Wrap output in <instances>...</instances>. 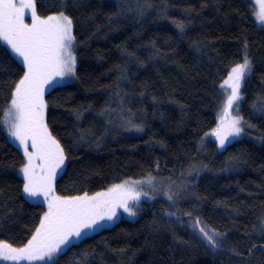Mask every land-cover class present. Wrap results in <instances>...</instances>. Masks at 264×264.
Masks as SVG:
<instances>
[{"label": "trees", "instance_id": "trees-1", "mask_svg": "<svg viewBox=\"0 0 264 264\" xmlns=\"http://www.w3.org/2000/svg\"><path fill=\"white\" fill-rule=\"evenodd\" d=\"M35 3L40 17L69 16L75 37V80L45 93L47 127L66 159L55 192L91 196L150 176L174 184L171 200L141 199L135 219L82 234L55 264H264V26L252 2ZM245 54L237 105L246 135L220 150L221 84ZM24 72L0 40V109ZM24 163L0 125V241L13 247L47 211L23 192Z\"/></svg>", "mask_w": 264, "mask_h": 264}, {"label": "snow or ice", "instance_id": "snow-or-ice-1", "mask_svg": "<svg viewBox=\"0 0 264 264\" xmlns=\"http://www.w3.org/2000/svg\"><path fill=\"white\" fill-rule=\"evenodd\" d=\"M255 3L258 11L254 15L264 25V0H255ZM26 14L30 15V24L25 23ZM0 40L20 58L26 69L15 84L9 106L0 109V125L6 126L27 158L20 170L25 179L23 192L29 197H43L47 202V211L39 227L23 247L0 241V261L12 264L53 261L73 237L80 238L85 229H94L101 221L113 220L117 209L122 208L130 216H135L130 202H138L142 194L147 195L135 187L145 181L125 180L93 196L86 193L76 197L57 195L54 181L65 156L45 122L44 92L57 78L75 72L72 20L63 12L41 18L37 15L35 0H0ZM249 68L245 54L244 62L233 67L221 85L230 92L222 105L220 124L212 133L219 140L220 147L229 137H237L243 131L240 126L242 118L233 116L232 111L233 105L241 99L240 84ZM147 182L151 183V179ZM168 199H172L171 195ZM199 232L215 246L212 235L203 228Z\"/></svg>", "mask_w": 264, "mask_h": 264}, {"label": "rangeland", "instance_id": "rangeland-1", "mask_svg": "<svg viewBox=\"0 0 264 264\" xmlns=\"http://www.w3.org/2000/svg\"><path fill=\"white\" fill-rule=\"evenodd\" d=\"M251 2H252V4H253V9H254V12L255 11H258V5L255 3V0H250ZM59 13H57V14H52V15H58ZM66 15V14H65ZM67 16V15H66ZM255 16V15H254ZM69 17V16H68ZM41 18H46V17H41ZM70 18V17H69ZM72 20V19H71ZM255 20H256V22H257V24L258 25H260V26H264V25H262V24H260L258 21H257V19H256V17H255ZM25 23H28V24H30L31 23V18H30V15H28V14H26L25 15ZM73 23V22H72ZM73 35H74V33H73ZM4 43V42H3ZM5 44V43H4ZM8 47V46H7ZM9 48V47H8ZM10 49V48H9ZM11 51V50H10ZM73 54L75 55V53H74V50H73ZM14 55V54H13ZM15 56V55H14ZM16 57V56H15ZM76 57V56H75ZM20 62H21V60H20V58H18V57H16ZM22 63V62H21ZM76 67H77V61H76V64H75V72H74V74L73 75H71V76H65L64 78H57V80L56 81H54L53 82V84L52 85H49V86H47L46 88H45V92H44V101H45V93H47L49 90H51L54 86H57V85H61V84H65V83H69V82H72V81H74L75 80V77H76ZM234 67H236V66H234ZM26 70V69H25ZM248 70H246L245 71V75H246V72H247ZM245 75H244V77H243V79H242V81H241V84H240V97H241V99H242V97H243V93H242V88H243V81H244V78H245ZM227 79V78H226ZM224 82V81H223ZM223 84V83H222ZM221 84V85H222ZM221 89L226 93V94H228L226 91H228V92H230V89H227V88H222L221 87ZM240 99V100H241ZM239 100V101H240ZM239 101H237L234 105H233V111H232V115L233 116H236V115H238L239 117H241L242 119H241V127H242V129H243V131L241 132V134L239 135V136H237V137H229L228 138V140L225 142V145L223 146V147H220V144H219V140L216 138V141H217V144H218V148L220 149V150H222V149H224L229 143H231V142H233L234 140H236V139H239V138H241V137H243V136H245L246 135V132H245V127H244V119H243V116H242V114H241V112L238 110V112L236 111V109H237V104L239 103ZM46 103V102H45ZM46 110H47V107H46V109H45V122H46ZM47 124V123H46ZM2 127H3V129L5 130V132H6V134H7V136H8V138L10 139V141L15 145V146H17L19 149H20V151L22 152V154H23V149L19 146V143H18V141H15V139L13 138V137H11L10 136V134L7 132V130H6V126L5 125H2ZM49 130V129H48ZM56 140V139H55ZM57 141V140H56ZM60 145V144H59ZM30 151L32 150L31 148L29 149ZM23 156H24V154H23ZM24 159H25V163H26V161H27V158L24 156ZM24 163V164H25ZM65 163H66V159L64 160V164L61 166V168L60 169H58L57 170V173H56V177H55V180H56V178H57V176L58 175H60L61 173H62V171H63V169H64V165H65ZM24 166V165H23ZM22 166V167H23ZM22 169V168H21ZM20 169V170H21ZM19 170V174H20V176L23 178V180L25 181V179H24V177H23V174H22V172ZM149 179H151V183H148L147 181L149 180ZM128 180H133V181H145L144 183H142V184H138V185H135V187H136V190L137 191H139V192H141V193H147V195H141L140 196V200L141 199H143V198H145V197H158V196H160V197H164V198H166V199H168V196L169 195H172V193H173V185L174 184H172L171 182H170V180L169 179H163L162 177H157V176H150V177H146V178H144V179H128ZM125 181V180H124ZM124 181H122L121 183H123ZM118 184H120V183H118ZM54 187H55V181H54ZM112 187V186H111ZM111 187H109V188H111ZM108 188V189H109ZM107 189V190H108ZM107 190H105V191H102V192H106ZM56 193V192H55ZM57 194V193H56ZM58 195V194H57ZM95 195V194H94ZM25 196L30 200V201H32V202H41V203H44V204H46V206H47V202L44 200V198L43 197H29V196H27V194H25ZM91 196H93V195H91ZM139 200V201H140ZM169 200V199H168ZM135 203L136 202H130V207H132V209H133V211H135V216H130L128 213H126V212H124L123 211V209L122 208H120V209H117V211H116V216H115V218L113 219V220H104V221H101L100 222V224L96 227V228H94V229H85V232H84V234H89V233H92V232H94V231H96V230H98V229H100V228H102V227H104V226H112L114 223H116L118 220H120V219H122V218H124V219H131V220H133V219H135L136 217H137V209H136V206H135ZM83 234V235H84ZM78 240V238H76V237H73L72 238V240H71V242H74V241H77ZM70 246V243L68 244V245H66V246H63V250L60 252V253H58L55 257H53V261H36V262H33V264H53V262H55L56 261V259L58 258V256L60 255V254H62L64 251H66V249L68 248ZM0 263L1 264H12V262H7V261H0ZM20 264H28V262H26V261H22V262H20Z\"/></svg>", "mask_w": 264, "mask_h": 264}]
</instances>
